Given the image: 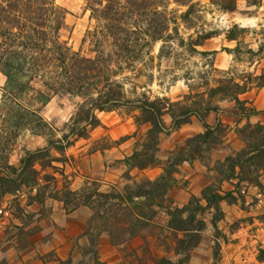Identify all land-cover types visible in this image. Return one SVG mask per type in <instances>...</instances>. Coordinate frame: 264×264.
Segmentation results:
<instances>
[{"label":"trees","instance_id":"1","mask_svg":"<svg viewBox=\"0 0 264 264\" xmlns=\"http://www.w3.org/2000/svg\"><path fill=\"white\" fill-rule=\"evenodd\" d=\"M211 2L225 12L237 11L238 0H211ZM87 3L95 17L104 22L107 38H119L117 40L123 38L127 43L129 42V45L124 47V51L132 47L130 43L142 37L148 44L160 41L164 44L171 42L176 36L180 37L178 28L175 27L171 32L172 25L177 26L182 22L187 29H190L202 19L198 10L200 6L198 0H88ZM183 9L185 11H182ZM66 14L67 11L57 5L56 0H0V68L7 72L9 97H14V84L18 73L23 69H27L32 77L39 75L42 79L45 90L40 91L38 95L47 102L51 100V92L89 94L90 90H94L95 93L90 99L89 106L72 119L68 133H64L61 138L49 140V144L42 149L28 152L21 159L18 167L6 165L1 168L0 188L3 195H14L22 188L29 189V193L32 194L40 185V176L45 173L42 175L44 184L41 186L45 192L38 193L35 197L30 196V201L42 204L44 200L54 199L64 204L67 213L87 207L94 212V215H105L102 209L107 205V200L114 199L118 202L116 207L119 211L125 210L129 212L128 215H136V224L145 219L144 210L147 208L153 215L165 213L168 217L165 219L162 216V218L166 220L169 229L177 235L176 254L183 258L176 262L162 258L158 264H185L190 260L192 251L202 241V233L207 224L200 216L205 211L213 210L211 223L218 232L217 224L225 217L222 203L231 205L236 204L239 198L244 199L241 192L244 184L255 185L264 191L259 176L251 178L253 167L258 168V174L264 172V126L246 125L239 129V133L244 137L245 147L230 154L223 163L217 164L215 167L217 177L202 192L200 198L191 197L183 208L166 206L168 193L176 182L174 175L178 166L185 161L202 157L205 153L204 147L212 143L216 133L207 124L206 117L218 108L203 102L189 107H179L178 103H172L167 97H156L152 100L146 94L136 99L128 98L124 84L116 79L118 75L113 72L105 57H102L101 61L82 57L61 40V31L66 25ZM218 35L217 31L204 30L198 33L199 41L193 45L203 46L207 40ZM229 39L235 40L232 31ZM181 43H184V39H181ZM164 44L160 54L165 49ZM259 79L261 83L258 87L263 88L264 81L261 77ZM234 86L236 90L232 92L234 100L241 104L239 97L247 92V85L234 83ZM117 106H134L140 114L135 117V122L148 126L143 141L138 143L133 154L124 160L131 170L143 171L159 165V155L162 153L161 135L168 131L163 120L165 114L172 117L173 128L188 122L190 115H196L206 131L188 139L185 142V149L174 158L169 157L162 175L155 180L145 177L135 189L127 186L124 193L111 195L101 192L99 183L93 180L87 181L79 190H72L71 182L66 175L67 166L72 158L66 157V152L74 147L77 141L88 140L90 131L101 126L99 112H112ZM176 106L178 109L174 111ZM241 111L243 115H248L244 107ZM27 112L31 116L36 114L34 111ZM45 128L51 135L53 130L47 126ZM138 131L139 128L132 137H136ZM260 133L263 134L262 138L258 137ZM53 151L63 157H55ZM50 170L52 172H49ZM125 177L132 181L130 173L125 174ZM234 180L237 181L233 184L234 189L224 191L223 183ZM94 198H98L100 203H95ZM137 200H143L144 203H136ZM220 248V241H217L216 254L219 253ZM259 260H262L261 257Z\"/></svg>","mask_w":264,"mask_h":264},{"label":"rangeland","instance_id":"2","mask_svg":"<svg viewBox=\"0 0 264 264\" xmlns=\"http://www.w3.org/2000/svg\"><path fill=\"white\" fill-rule=\"evenodd\" d=\"M87 2L88 0H56V4L67 11L66 25L61 31V40L65 41L72 51L79 53L82 57L94 60L105 57L113 68V72L115 71V74L121 78L117 80L123 83L124 86L125 84L130 85L129 88L125 89L127 97L130 99H136L146 94L152 100L156 97H167L172 103H178L177 106L180 105L179 107H189L203 102L205 104L209 103L212 107H217L218 109L215 111L220 110L230 113L237 109L239 113H242L241 108L244 107V104H238L232 93L236 91L234 83L247 85V92H249L254 88H259L260 77L264 81V19L261 18L264 16V11H262L264 10V0H238L237 11L234 13L225 12L219 6L213 5L211 0H198L200 4L198 10L201 12L202 19L196 22L194 28L187 29L180 22L177 26H171V32L176 27L180 33V37L176 36L171 42L164 44L160 41L148 44L142 37L130 43L132 47L127 51H124V47L129 45L126 39L117 40L119 38L106 37L107 30L104 27V22L95 17ZM250 9L252 10L250 11ZM182 11H185V9ZM204 12L213 19L216 18L217 12L227 13L230 19L235 15L247 17L248 19L255 18L257 26L255 28H241L239 24L233 23L230 29H216L211 20L205 19L202 14ZM198 25L199 29L194 33L195 39L190 35L185 40L182 27L183 30L191 31L196 29ZM189 26L192 25L189 24ZM206 28H212L211 31L219 33L212 40L211 50H203L201 46L193 45L199 41L198 33L203 32ZM231 31L235 34V40L229 39ZM221 35L224 36L223 40L220 39ZM181 39H184V43H181ZM233 42L236 43V47H229ZM252 43H255L257 47H250L249 45ZM157 44L160 45L159 48L156 47ZM163 44L165 49L160 54ZM179 49H183V51ZM212 49H217L221 55L217 56ZM227 56H233L232 64L247 63L249 70L238 72L232 64L226 69L222 68ZM193 57H200L201 62L192 61ZM197 69L200 70L197 71ZM52 71H55V69H52ZM177 72H181L182 75H176ZM194 72L195 75H193ZM41 80L39 75L32 77L27 69L21 70L14 84V97L11 98L9 94L7 95L9 91L7 90V72L0 68V171L6 165L18 167L21 159L28 152L42 149L49 144V140L61 138L64 133H68L72 126V119L81 110L89 106L94 93V90H90L89 94L85 92L82 94L77 92L69 94L66 91L53 94L51 92V100L47 102L38 95L40 91L45 90ZM181 80L184 81V87L178 86ZM193 80L196 83H191ZM76 97H79L83 103H78ZM54 99L56 104L53 114L50 119L46 120L41 113L46 112ZM65 100H67V104L63 103ZM69 105L75 106L74 114L68 122L57 127L60 117L55 115V112H64ZM177 106L174 111H177ZM114 109L116 115L123 119L132 117L135 121V117L140 115L134 106H117ZM244 109L246 108L244 107ZM28 110L36 112L35 116L28 114ZM135 124L139 128L138 134L134 137L135 148H137L138 143L143 141L148 126L136 122ZM46 126L53 130L51 135H49L48 129L45 128ZM65 129H67V132H65ZM58 132L63 134L58 137ZM91 132L92 130L90 131V140L81 139L66 152L65 156L72 158L67 166L69 174L78 171L79 167L75 171L73 168L90 151L111 148L122 141V139L112 141L109 137L104 136L93 140L94 137H98L103 133L101 127L95 134L97 136H93ZM215 133L212 143L210 142L204 147L205 153L211 151L214 146L218 148L222 144L223 129L218 128ZM258 137L262 138L263 134L260 133ZM240 138L244 140L242 135H240ZM40 139L45 140V146H35L33 149L32 146ZM186 141L182 140L172 144L165 142V148L160 147L161 152L164 155L168 153L172 155L168 157L159 155V165L147 168L148 173L152 175L157 173V170L152 171V168H164L169 157L174 158L185 149ZM233 152L235 151L232 150L230 154ZM13 155L17 157L16 163L11 162ZM53 155L57 158L63 157L55 151H53ZM56 165L62 166L59 163H56ZM127 168L125 174L130 173L132 181L128 180L124 174L118 188H111L107 193L111 195L124 193L127 186L135 189L136 185L141 184L143 179L148 177L145 174L141 175L136 170L131 173V167L128 165ZM38 169H40L39 166ZM251 171V178L259 176L258 178L264 185V172L258 174L259 170L255 167ZM49 172H52V170ZM44 174L42 173V175ZM42 175L39 178L40 185L33 190L32 194L29 193V189L22 188L14 195H3L0 188V225L4 223L5 227H9L8 221H5V219L9 218L10 215L32 217V215L48 214L50 206L46 204L45 200L40 204L29 199L30 196L35 197L38 193L43 194L45 192L41 189L44 184ZM58 177L61 179L59 175ZM232 183H237V181L234 180ZM52 192L54 193V191ZM241 192L244 199L239 198L236 204L222 203L225 217L223 221L217 224L218 232L215 231L211 223L213 210H207L200 216L201 219L205 220L207 226L202 233L200 245L192 251L190 260L185 264H264V191L255 185L248 186L244 184ZM93 201L97 204L100 203L98 198H94ZM117 203V200L108 199L107 205L102 209L105 215H96L100 229L110 232L113 243L127 242L130 245L131 243L139 244L142 242V257L137 256L135 253L139 264H158V261L162 258L176 262L183 258L176 254L177 235L169 229L166 220L163 219L168 217L165 213L164 215H153L150 209L147 208L144 210L145 219L136 224V215H128L129 212L125 210L119 211L116 207ZM136 203H144V201L137 200ZM33 205L37 211L31 208ZM165 205L168 206V204ZM155 211L159 213L157 209ZM217 241H220L221 244L218 254L215 253ZM151 246L156 247L154 253L150 251ZM92 254L93 259L96 258L97 260V255H94V252ZM259 257L262 260H259Z\"/></svg>","mask_w":264,"mask_h":264},{"label":"crops","instance_id":"3","mask_svg":"<svg viewBox=\"0 0 264 264\" xmlns=\"http://www.w3.org/2000/svg\"><path fill=\"white\" fill-rule=\"evenodd\" d=\"M212 40H207L201 48L211 50ZM212 50L217 56L221 55L217 49ZM240 101L246 108V116L235 109L230 113L213 111L206 117L207 124L215 132L218 128L223 129V142L218 148L214 146L204 156L185 161L178 166L174 175L176 182L168 193L166 204L173 208H183L191 197H201L202 192L217 176L216 165L223 163L232 150L240 151L244 148L241 134L237 130L245 125L264 126V87L254 88L242 94ZM98 116L103 124L100 126L103 133L93 140L102 136L109 137L112 141L125 139L111 148L90 151L73 168L75 171L79 167L78 171L69 174L66 169L71 189L75 191L81 189L87 181L93 180L99 183L101 192L107 193L111 188H118L128 170L124 160L135 150V138L132 136L137 131V126L134 118L123 119L116 115L115 111L99 112ZM163 120L168 131L161 135V148H165V142L177 143L206 131L196 115H190L188 122L178 128H173V119L169 114H165ZM99 128L92 130L91 134L97 136L95 134ZM160 155L168 157L169 153ZM154 170H157V173L153 175L148 173V169L136 171L155 180L162 174L163 168H152V171ZM133 172L135 170L131 171ZM232 182H224L222 188L226 191L233 190ZM46 204L50 206L46 215H10L9 218H3L8 221L9 227H5L4 223L0 225V264H139L136 254L142 257V242L130 245L127 242L113 243L110 232L100 229L96 215L87 207L67 213L62 202L47 199ZM31 208L37 211L34 205ZM155 249L156 247H150L152 253ZM93 252L97 255V260L92 257Z\"/></svg>","mask_w":264,"mask_h":264},{"label":"clouds","instance_id":"4","mask_svg":"<svg viewBox=\"0 0 264 264\" xmlns=\"http://www.w3.org/2000/svg\"><path fill=\"white\" fill-rule=\"evenodd\" d=\"M241 7H243V5H241ZM251 10L252 9H250V11ZM262 11H264V10H262ZM202 14L204 15L206 20H211L212 25L216 29H230L232 27L233 23L239 24V26L241 28H246V27L255 28L257 26V20L255 18L248 19L247 17H240L239 15H235L234 17H232V19H230L229 15L227 13L217 12L216 13V18L213 19L211 16H208L206 12H204ZM261 18L264 19V16H262ZM198 29H199V25L197 26L196 29H193L191 31L183 30V27H182V34L184 36V39L187 40L188 36H190V35L193 37V39H195L194 33L196 31H198ZM205 30L206 31H211L212 28H206ZM220 39L223 40L224 36L221 35ZM249 46L252 47V48H256L257 47V45L255 43H252ZM156 47L159 48L160 45L157 44ZM229 47L235 48L236 47V43L233 42L232 44L229 45ZM179 50L183 51V49H179ZM245 59H246V57H245ZM192 61L201 62V58L200 57H193ZM232 61H233V56H227L226 57V63L223 66L225 68H227L230 64H232ZM189 64L191 66V61L189 62ZM232 66H234L238 72H244V71H248L249 70L248 67H247V63H243V64L236 63V64H232ZM199 70L200 69H197V71H199ZM176 75H182V73L181 72H177ZM193 75H195V72L193 73ZM116 79L119 80L121 78L117 77ZM191 83H196V81L193 80V81H191ZM178 86L179 87H184V81L181 80L179 82ZM129 87H130V85L125 84V89H127ZM93 95H95V93ZM76 101L78 103H83V101L80 100L79 97H76ZM63 103L67 104V100L63 101ZM55 104H56V100L54 99L53 103L51 105H49V108L46 110V112L45 113H41V115H43L46 120L51 118V116L53 114V109L55 108ZM74 111H75V106L74 105L67 106V108H66V110L64 112L56 111L55 115H58L60 117V120H59V122L57 124V127H60L64 123L68 122L70 117L74 114ZM65 132H67V129H65ZM62 134L63 133H59L58 132L57 136L59 137ZM35 146L44 147L45 146V140H43V139L37 140L36 144L32 146L33 149H34ZM21 155H22V153H21ZM16 161H17V157L15 155H13L12 159H11V162L12 163H16Z\"/></svg>","mask_w":264,"mask_h":264}]
</instances>
